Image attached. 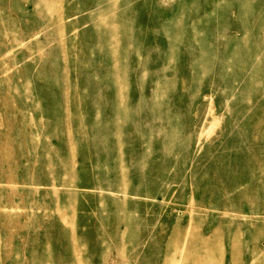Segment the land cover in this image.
I'll list each match as a JSON object with an SVG mask.
<instances>
[{"label": "rangeland", "instance_id": "rangeland-1", "mask_svg": "<svg viewBox=\"0 0 264 264\" xmlns=\"http://www.w3.org/2000/svg\"><path fill=\"white\" fill-rule=\"evenodd\" d=\"M205 98L219 124L200 149ZM94 145L133 166L123 191L167 193L99 188ZM172 150L192 160L157 155ZM99 222L138 247L75 243ZM109 248H137L127 264H264V0H0V264H124L91 259Z\"/></svg>", "mask_w": 264, "mask_h": 264}, {"label": "bare ground", "instance_id": "bare-ground-1", "mask_svg": "<svg viewBox=\"0 0 264 264\" xmlns=\"http://www.w3.org/2000/svg\"><path fill=\"white\" fill-rule=\"evenodd\" d=\"M252 84V82L249 80L247 87L243 90L244 93L249 92V87ZM156 89L154 91V95H155V102L156 104L159 102V87L160 84H156ZM212 96V95H211ZM153 101H154V96H153ZM211 104L207 103L206 98L203 100V102H201L200 105H198L197 110H196V115L197 118L203 116L205 114V111L209 110V115L212 117V122L210 125V128L208 131L206 132H201L198 136V140L196 141L197 145L200 146V149L202 148L203 145V140L208 137H211L215 130V127L219 124V119L217 118V114L215 113V106H210ZM117 111H120L121 113H123L125 116H129L131 111L128 112V109L126 108V104L124 106H122L121 108H119ZM204 117V116H203ZM213 127V128H212ZM104 131H106V128L103 129ZM97 143L99 141L95 140ZM226 145V146H225ZM219 146H224V147H228V148H233V146H228V143L224 144H220ZM94 149H93V158L95 160V163L92 165L93 167L96 168L97 171V175L98 178H100V184H101V189H105L108 190L110 192H119L122 194H144L146 196H156V195H162L165 194L167 192H159V191H145V192H139L138 190H136L134 193H128L122 190L121 188V184L125 181L124 178L129 177V170L132 169L133 166L129 167V169H126V165L125 163L122 161V157H117L114 161V157L113 156L111 150H110V146L108 145H94ZM237 150V149H236ZM197 151H199V147H197ZM237 151L240 152V150L238 149ZM122 154V153H121ZM160 158H162L163 160L169 162L170 164L173 165V167L177 166V164H188L191 160H192V155L191 154H181V152H176L174 150L167 152L166 154L163 152H158L157 154ZM228 156H230L229 154H227ZM224 157V156H222ZM49 157L47 156V159ZM83 158V156H82ZM149 155L148 153H146V157L144 156H140L139 155H135L134 160L138 163L140 161L143 160H148ZM227 159V158H225ZM228 160V159H227ZM46 161V160H44ZM251 161V160H250ZM251 163V162H250ZM209 164H212L211 162H209ZM227 164H229V162H227ZM123 167H122V166ZM104 166H112V170L111 172H108L106 170V168H104ZM201 167H197L193 173L191 174L192 177L194 176H198L201 173H203V171L201 169H198ZM134 169H136L134 167ZM198 169V170H197ZM133 172L135 174H137V170H133ZM156 178L160 175V171L157 170L156 171ZM179 175L172 177L171 175H169L171 178L169 181H173L175 183H183L185 178L183 177V172L179 171ZM215 173H219V172H215ZM210 175V174H209ZM49 179H46L45 181L50 182L51 177L48 176ZM115 177V180L112 181L111 178ZM200 177V176H198ZM73 177L71 178L72 182ZM46 184V183H44ZM48 184V183H47ZM61 186H69V185H61ZM185 187V185H184ZM202 192L205 193V191H207L204 187L202 188ZM220 192L221 189H219ZM213 192L217 193V189H213ZM179 192L181 193L182 191L179 190ZM179 197V196H178ZM110 200V202L112 203H116L118 200H116L115 198H111L110 196H105L103 198V203H105L106 201ZM202 205V204H201ZM201 205L197 204L192 198H191V202L189 203V211L190 213L195 211V208L201 207ZM100 211H98L96 213L95 219L100 218ZM97 217V218H96ZM94 218V217H93ZM94 222V221H93ZM91 222V223H93ZM91 223H88L87 225V229H81L79 231H77L75 233V243H93L94 245L96 244H102V243H109L111 242V244H113L114 246H121L124 244H127L128 242L131 243L133 245V247H138L139 243H140V238L138 233L135 234V231H129L127 229H121V227H119L118 225L108 229L106 228V230L104 231L103 229H105V227L107 225H105L103 222H99V226L97 227H93L91 225ZM104 226V227H103ZM45 238H49V237H45ZM112 247V246H111ZM91 255V259H95L98 258L100 260L106 261L109 259H117L119 261L124 262V264H127L129 262H137V260L139 259V254L136 249H133L132 252L130 254H126L122 249H118L116 252H114L112 250V248H109L107 250H102V251H95V252H90ZM114 255V256H113ZM166 258L170 257L168 254H166L165 256ZM47 262L50 261V258H48V260H46ZM75 264H77V260H75ZM168 264V263H167Z\"/></svg>", "mask_w": 264, "mask_h": 264}]
</instances>
